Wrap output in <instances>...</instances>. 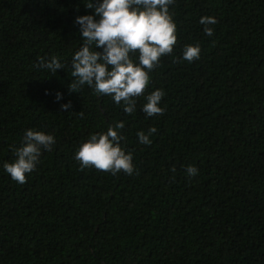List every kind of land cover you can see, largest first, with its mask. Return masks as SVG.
I'll return each instance as SVG.
<instances>
[{"label": "trees", "instance_id": "obj_1", "mask_svg": "<svg viewBox=\"0 0 264 264\" xmlns=\"http://www.w3.org/2000/svg\"><path fill=\"white\" fill-rule=\"evenodd\" d=\"M88 2L0 0V264H264V0H174L176 45L131 115L87 85L69 92ZM53 56L56 74L34 66ZM156 89L164 113L147 117ZM117 122L133 174L81 170L78 147ZM30 128L55 144L20 184L3 164Z\"/></svg>", "mask_w": 264, "mask_h": 264}, {"label": "clouds", "instance_id": "obj_2", "mask_svg": "<svg viewBox=\"0 0 264 264\" xmlns=\"http://www.w3.org/2000/svg\"><path fill=\"white\" fill-rule=\"evenodd\" d=\"M173 3L174 0H96L95 3L89 0L84 6L93 10V14L78 15L74 19L83 43L71 59L73 79L68 85L69 92L77 93L87 85L94 94L111 96L117 105L123 104V111L131 115L136 110V99L144 96L149 85V73L159 66L161 57L173 52L176 45V24L169 12ZM199 23L204 25L207 36L213 35L209 25L217 23L214 17H201ZM97 48L102 51H96ZM133 54L138 63L131 58ZM199 56V44L183 47V60L193 62ZM34 66L54 74L65 68L55 56L50 59L39 57ZM164 95L162 89L146 95L141 111L147 117L163 115L164 109L159 105ZM61 98L57 92L56 99ZM70 107V102L61 105L62 110ZM77 114L83 116L82 111ZM123 128L124 123L117 122L106 132L90 135L75 153L80 169L94 167L112 175L121 171L132 175L135 171L133 155L121 147L125 137L119 130ZM155 132L154 127L149 128L147 134L137 132L139 142L150 145L149 137ZM54 144L52 134L27 129L21 145L13 149L15 160L5 162L3 168L12 180L24 184L26 174L35 171L42 150L51 152ZM185 171L189 177L198 174V169L192 165Z\"/></svg>", "mask_w": 264, "mask_h": 264}]
</instances>
